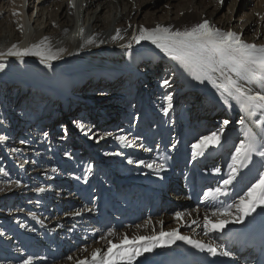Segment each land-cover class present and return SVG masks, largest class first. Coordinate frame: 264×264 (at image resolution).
<instances>
[{"label":"bare ground","instance_id":"obj_1","mask_svg":"<svg viewBox=\"0 0 264 264\" xmlns=\"http://www.w3.org/2000/svg\"><path fill=\"white\" fill-rule=\"evenodd\" d=\"M54 1L43 0L39 4L38 18L32 26L28 22L22 28L14 10L0 15V52L7 53L13 45L21 51L37 45L50 48L57 57L41 62L39 56H0V87H12L22 98L31 93V103H47L43 116L49 113L51 119L40 128L44 136L57 138L67 132V128L55 127L58 104L59 116L64 114L69 123L80 111L79 120L72 121V132L74 140L82 138L85 146L79 154L78 167L71 171L78 175L89 165L95 168L79 186L44 188L43 184L49 181L41 180L43 175L37 176L29 168L23 171V167H13L8 151H0L9 181H34L32 188L22 185L5 198L44 203L48 210L47 215L39 217H30L21 209L9 213L0 210V226L5 228L0 234V264H25L28 260L31 264H93V253L100 250L106 255L109 241L119 244L125 236L136 240L173 230L194 241L230 251V256H218L232 264H248L243 261L253 251L240 252L235 239L232 241L229 236L240 233L258 218L262 214L259 208L243 224L230 223L222 233L208 232L204 224L206 217L214 222L229 219L218 209H227L234 217L241 195L264 170L259 158L253 156L252 164L240 170L229 188L222 184L229 174L234 148L244 138L245 130L259 131L253 123L256 118H249L230 97L226 105L211 83L193 80L149 41L138 44L132 37L143 28L184 30L207 19L214 27L240 34L246 43L264 46L263 0L257 13L241 16L255 1L242 0V19L234 22L220 16L224 7L220 0H182L173 6L168 4L174 0H64L56 7ZM163 2L168 9L160 17L156 15L146 22L149 24L140 20L149 10L161 13ZM106 13L108 21L103 17ZM256 27V33H252ZM129 44L131 48L127 47ZM225 75L246 91L264 92L258 79L244 80L228 71ZM213 79L227 83L219 73ZM165 80L170 86L164 84ZM192 94L194 101L185 106L184 99ZM169 95L171 108L165 99ZM242 117L244 125L239 123ZM224 119L231 123L219 145L193 147L201 137L216 131ZM19 122L11 125L13 133L17 127L18 133L24 129ZM78 123L85 125L84 131ZM28 130L24 131V146L32 153L45 143L41 137L32 138ZM99 135L104 138L95 139ZM121 136L126 140L117 139ZM160 164L164 170H159ZM206 176L208 181H204ZM65 183L63 180L61 185ZM24 187H28L26 193ZM217 187L227 191V195L215 200L205 197V193ZM40 188L44 191H38ZM150 211L158 217L150 218ZM177 213H183V219L177 220ZM52 215L55 217L51 218ZM204 254L208 253L177 241L144 253L135 264H198L197 257Z\"/></svg>","mask_w":264,"mask_h":264},{"label":"snow or ice","instance_id":"obj_2","mask_svg":"<svg viewBox=\"0 0 264 264\" xmlns=\"http://www.w3.org/2000/svg\"><path fill=\"white\" fill-rule=\"evenodd\" d=\"M220 3H223V0H220ZM16 14L19 15V13ZM117 38L119 36L114 37V39ZM132 39L138 44L141 41H149L189 73L193 80L202 84L205 82L211 83L219 91L220 96L224 98L226 105L229 104L228 98L230 97L240 105L241 111L247 113L249 118H256L253 123L258 125L259 131L254 132L251 128L246 129L244 138L234 148L231 157L232 163L228 165L229 174L222 180L225 189L233 184L242 168H248L252 164L253 156L258 157L259 163L264 165V119H259V116H264V92L246 91L236 81L225 75L228 71L240 75L244 80L258 79L261 86L264 87V46L246 43L240 34L214 27L207 19L184 30H173L164 26H157L152 29L143 28ZM87 43H92V41L88 40ZM127 47L131 48L132 45L129 44ZM2 55L17 58L39 56L41 62L57 58L50 48L37 45L23 51L17 50L16 46L13 45L7 53L0 52V56ZM2 69L3 65H0V70ZM217 73L224 76L227 83H218L213 79ZM164 84L170 86L168 80H165ZM165 99L169 101L168 108H171L172 97L169 95ZM165 114H167V109ZM230 123L229 119H224L216 131L201 137L193 147L196 148L202 145L203 148H207L209 145H219L221 137ZM239 123L244 125L245 119L242 117ZM77 126L81 131H84L85 125L83 123H78ZM106 135L111 136L112 133ZM103 138V136L100 137V139ZM3 139L5 138L0 137V140ZM117 139L125 141L126 137L121 136ZM108 155H119V153H108ZM128 163L131 164L133 161L129 160ZM141 163L145 162L141 161ZM146 166L152 167L151 164ZM158 168L164 170V165L160 164ZM90 170V168L87 169V171ZM85 182L87 181L85 180ZM16 183L19 184V181H16ZM38 191L43 192L44 189L40 188ZM220 195H227V191H222L221 187H217L215 190L205 193V197L212 200L217 199ZM228 207L231 208L232 206L229 205ZM258 208L264 213V170L248 185L246 191L241 195L238 212L234 217L227 209H218V212L229 217V219L214 222L206 217L204 227L208 232L222 233L230 223L243 224L246 218L257 212ZM176 219H183V213H177ZM108 235L111 236L113 233L110 231ZM177 241H182L201 251H206L211 256L227 257L231 255L230 251L220 250L210 243L205 244L201 241H194L190 237L181 235L178 230H173L169 233L161 231L158 236H141L136 240H130L125 236L119 244L109 241L110 247L107 249L106 255H102L100 250H97L92 255V261L93 264H135L136 259L143 256L144 253H150L156 248L169 247ZM25 264H31V261H25ZM81 264H85V262L82 261Z\"/></svg>","mask_w":264,"mask_h":264},{"label":"rangeland","instance_id":"obj_3","mask_svg":"<svg viewBox=\"0 0 264 264\" xmlns=\"http://www.w3.org/2000/svg\"><path fill=\"white\" fill-rule=\"evenodd\" d=\"M28 1L29 0H6L3 3H0V15H2V13H4L5 11L9 12L10 10H14L16 13H19V15H15V18L19 21V25H21L22 28L23 23L30 22L32 26L35 20L38 18V7L43 0H30L29 4ZM61 1L64 0H55V7L57 5L62 4ZM179 1L182 0H174L168 5L173 6ZM261 1L262 0H255L252 5H248L245 12H243L241 16L245 14L252 16L257 13L258 6L262 5ZM70 2L73 3L74 0H70ZM165 2H163L164 6ZM241 2L242 0H223L222 4H224V7L221 9L220 16L224 17V19H231L233 20V22L238 19H242L239 18ZM164 6L163 8H160L161 13H153L152 10H149L147 11V14L149 15L144 13L140 20L145 19L143 22L145 24H149L146 22L150 21L153 17H156V15L160 17L161 14H163V10L165 12L168 9L166 8V6ZM103 17L106 18L107 21L109 20V14L106 13ZM196 24L197 22H194L193 26ZM262 24L264 25V22H262ZM256 30L257 27L252 33H256ZM137 66L139 67L140 64ZM140 67H142V65ZM16 91L9 86L0 87V137L5 138L3 140H0V151L2 152L4 149L8 151V159L10 161V164L13 165V167L18 169H21L23 167V171L29 168L31 169V172H33L35 175H39L40 177L43 175L41 177V180L49 181L48 183L46 182L43 184L44 188H52L54 186H56V188L59 186L64 188L66 186H79L81 185V183L83 184V179H86V177L88 178V176L91 174V171L94 170L95 167L94 165L93 167L92 165H89L88 168L82 169L81 173L78 175H75V173L71 171L75 170L78 167L77 162L79 159V154L84 148L83 146H85V143L83 142L84 140H82V138L78 139L79 143L74 140L75 138L72 132V130L74 129V127H72V121L79 120L81 115L80 111L77 115H75L74 118H72L73 120L71 119V122L69 123L68 117H65L64 114H61V117L59 116L58 111L60 105L58 104L55 107L56 113L54 114L55 127L67 128V132L65 134H60L57 138L50 134H46L44 136L45 133L40 132V128L44 124L47 125L50 121L49 119H51L48 112L47 115L43 116L47 103H42L41 105L31 103L32 99L34 98L31 93H27L26 97L22 98L19 91ZM38 96L41 97L42 95L39 94ZM194 99V95H190V97L184 99L186 102V104L184 105H189L192 101H194ZM176 106H178L177 103ZM18 122L20 123V125H22L21 127L24 126V129H22V131L18 133L19 129L17 127L16 132L13 133V131L10 130L11 125H13V123L16 124ZM26 129H29L28 133L31 134L32 138L41 137L45 143V146H37V149L32 150L30 151L32 153H29V151L26 150L28 148L24 146L26 145V142L24 140V131ZM101 136L102 135H99L95 139H98ZM96 150H99V148H97ZM2 162L3 160H1L0 158V170H3L0 171V210L3 211L2 213H9L14 211L16 212L21 209L30 217H39L40 214V216L47 215V205L44 203L37 204L36 202H28L26 201V199L22 200V202H19L11 199L7 200L5 198L7 194L11 195L12 191H17L22 185L32 188V184H34V181L26 179L25 182L19 181V184H16V182L13 184L7 179L8 174L6 169H4L2 166ZM89 168L91 170L87 171V169ZM102 168L104 169L106 167L102 166ZM70 171L72 173H70ZM37 176H35V178ZM63 180H66V183L61 185V183H63ZM53 181L57 182L53 184ZM28 187L23 188L24 193L28 191ZM50 217L54 218L55 215H52ZM149 217H158V215L156 214V212L150 211ZM122 228L123 227L119 229ZM4 231L5 228L1 225L0 234Z\"/></svg>","mask_w":264,"mask_h":264}]
</instances>
